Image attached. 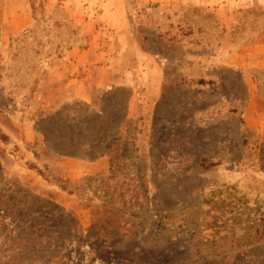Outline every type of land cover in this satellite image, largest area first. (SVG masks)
<instances>
[{"label":"rangeland","instance_id":"obj_1","mask_svg":"<svg viewBox=\"0 0 264 264\" xmlns=\"http://www.w3.org/2000/svg\"><path fill=\"white\" fill-rule=\"evenodd\" d=\"M87 48L161 63L156 103L36 107L52 59ZM261 219L264 0H0V264H264V238L237 241Z\"/></svg>","mask_w":264,"mask_h":264},{"label":"crops","instance_id":"obj_2","mask_svg":"<svg viewBox=\"0 0 264 264\" xmlns=\"http://www.w3.org/2000/svg\"><path fill=\"white\" fill-rule=\"evenodd\" d=\"M124 50V48H123ZM99 54L87 49L67 50L63 55L53 58L45 73L41 72L39 85L40 93L36 107L40 110L51 109L52 106L79 99L95 107L99 104L102 93L113 86H127L132 89V97L129 102L131 114L137 113L144 106H153L160 97V84L162 78L161 63L152 61L150 67H145L143 72L141 65L137 68L127 66L129 69L117 70L111 64L100 62L94 65ZM143 61V60H141ZM140 61V64H143ZM151 61V60H150ZM102 63V64H101ZM149 71L152 76H149ZM146 76L145 90L140 88V80ZM82 170L91 172L103 171V165L107 157L97 162H82L74 158ZM65 164V162H60ZM81 163V164H80ZM73 171V170H72Z\"/></svg>","mask_w":264,"mask_h":264},{"label":"trees","instance_id":"obj_3","mask_svg":"<svg viewBox=\"0 0 264 264\" xmlns=\"http://www.w3.org/2000/svg\"><path fill=\"white\" fill-rule=\"evenodd\" d=\"M93 115V126L95 129L100 130L101 126L99 125L100 113L94 112ZM99 116V117H98ZM102 125V122H101ZM116 135H112L110 140H114ZM105 147V146H104ZM58 154L69 156V157H77L87 161H94L97 158L102 157L106 154V150L100 148V146H93L91 150L87 151H77V150H68V149H59L57 150ZM250 229L245 233L243 236L237 238V241H244L247 244H251L254 241L264 238V219H261L260 222L254 223L252 226L249 227Z\"/></svg>","mask_w":264,"mask_h":264}]
</instances>
